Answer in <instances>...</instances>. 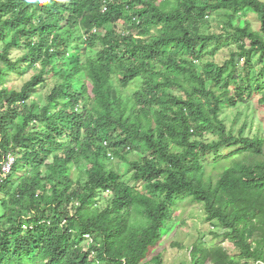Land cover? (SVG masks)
Listing matches in <instances>:
<instances>
[{
	"label": "trees",
	"instance_id": "16d2710c",
	"mask_svg": "<svg viewBox=\"0 0 264 264\" xmlns=\"http://www.w3.org/2000/svg\"><path fill=\"white\" fill-rule=\"evenodd\" d=\"M257 63L264 0H0V264H146L185 201L236 250L189 264H264Z\"/></svg>",
	"mask_w": 264,
	"mask_h": 264
},
{
	"label": "rangeland",
	"instance_id": "374dc122",
	"mask_svg": "<svg viewBox=\"0 0 264 264\" xmlns=\"http://www.w3.org/2000/svg\"><path fill=\"white\" fill-rule=\"evenodd\" d=\"M248 18L252 17L248 16ZM217 23L219 22H211L212 25H216ZM253 24L254 27L257 28L258 24L256 22ZM204 58L211 59V55L207 53ZM218 59H223V54L218 57ZM256 59H258V57H256ZM263 66V64L257 63V70L262 69ZM139 84L140 81L138 80L131 83L128 88V92L136 90ZM257 99L258 97H255L249 106L241 105L238 108L227 109L224 116L228 126L233 125L235 116L237 113H240L239 119L236 122V127H240L246 120L250 123L253 133L258 131L264 137V108L258 106ZM115 162H118V160L114 159L113 163ZM118 166L123 175L122 178L124 181L133 185L140 184L131 178L132 171L127 164L119 162ZM99 204L105 205V201L101 199ZM204 217L205 214L201 205H192L187 201L180 204L174 214L172 227L168 230L166 236H164L160 246L154 250L152 254H160L162 257V264H189V247L198 242L200 238L209 244L212 242L222 244L229 250V252L235 253L236 250L234 247L225 242L223 239L215 240L213 238L212 231L217 233H222V231L209 225L207 221H205ZM152 256L145 259L146 264H153L151 260Z\"/></svg>",
	"mask_w": 264,
	"mask_h": 264
},
{
	"label": "built area",
	"instance_id": "2783aa9c",
	"mask_svg": "<svg viewBox=\"0 0 264 264\" xmlns=\"http://www.w3.org/2000/svg\"><path fill=\"white\" fill-rule=\"evenodd\" d=\"M14 162V156L12 154H8L7 159L3 162L0 168V179L10 173Z\"/></svg>",
	"mask_w": 264,
	"mask_h": 264
}]
</instances>
